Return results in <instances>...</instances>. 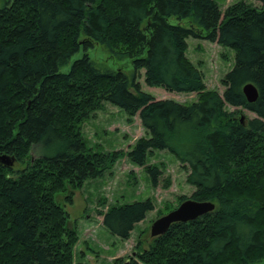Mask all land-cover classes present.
<instances>
[{"label":"trees","instance_id":"1","mask_svg":"<svg viewBox=\"0 0 264 264\" xmlns=\"http://www.w3.org/2000/svg\"><path fill=\"white\" fill-rule=\"evenodd\" d=\"M254 1L220 10L214 0H0V155L19 164L0 162V264H84L72 262L76 236L56 198L121 155L92 150L81 134L104 102L136 115L146 133L125 152L131 163L168 151L193 186L176 204L214 205L171 223L136 256L145 264H264V0ZM186 37L233 51L220 94L187 61ZM92 43L129 59L131 71L95 65L86 54ZM139 69L147 86L196 99L153 98L136 81ZM245 83L256 90L252 101ZM143 169L154 183L157 167ZM151 208L149 198L109 205L101 225L124 239Z\"/></svg>","mask_w":264,"mask_h":264},{"label":"rangeland","instance_id":"2","mask_svg":"<svg viewBox=\"0 0 264 264\" xmlns=\"http://www.w3.org/2000/svg\"><path fill=\"white\" fill-rule=\"evenodd\" d=\"M214 1L222 10L227 4L237 0ZM244 1L257 5L254 0ZM167 20L171 24L177 22L172 16ZM185 45V57L201 72L205 88L216 90L220 94L223 89L220 79L233 63V51L201 37H186ZM86 54L95 65L100 67L120 69L126 73L131 71L129 59H115L97 43H92ZM80 55V50L74 53L60 70L66 71L71 60ZM137 74L136 81L140 89L155 99L167 98L188 104L197 97L196 93L165 91L160 87L147 86L143 82L141 69ZM225 108L232 109L229 105H225ZM242 112L247 117L253 116L247 110ZM80 129L86 146L92 150L119 151L121 155L100 176L87 178L80 187L67 189L56 198L67 214L69 226L75 232L72 262L145 264L136 253L146 249L150 242L148 229L151 221L165 213L167 209H171L179 196L187 197L193 190V186L186 181V171L166 150H153L146 156L141 166L131 163L124 154L137 138L146 136V133L136 115L126 116L120 108L109 103L104 102L99 110L91 112L82 121ZM12 165L19 166L13 160ZM145 165H155L159 170L154 183H151L149 174L143 169ZM67 194L69 199L64 200L63 197ZM145 198H149L152 208L133 225L126 238L121 239L111 235L101 225L100 213L109 205Z\"/></svg>","mask_w":264,"mask_h":264},{"label":"water","instance_id":"3","mask_svg":"<svg viewBox=\"0 0 264 264\" xmlns=\"http://www.w3.org/2000/svg\"><path fill=\"white\" fill-rule=\"evenodd\" d=\"M241 91L247 101H252L256 97V90L250 83H245ZM0 162L3 165L12 164V158L7 154L0 155ZM214 205L210 201H196L189 198L183 199L173 208L154 218L148 229L150 237L162 234L173 222H185L196 218L206 212L211 211Z\"/></svg>","mask_w":264,"mask_h":264}]
</instances>
